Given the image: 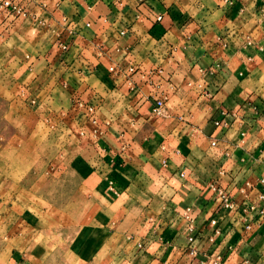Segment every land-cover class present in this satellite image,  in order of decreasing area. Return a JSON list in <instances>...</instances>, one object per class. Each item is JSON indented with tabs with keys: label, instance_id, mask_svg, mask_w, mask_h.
Segmentation results:
<instances>
[{
	"label": "crops",
	"instance_id": "obj_1",
	"mask_svg": "<svg viewBox=\"0 0 264 264\" xmlns=\"http://www.w3.org/2000/svg\"><path fill=\"white\" fill-rule=\"evenodd\" d=\"M10 1L26 17L0 10L1 109L35 131L67 118L91 138L92 105L101 134L67 157L77 222L41 195L17 206L0 176V221L9 202L19 211L9 264H264V219L242 212L264 177V0ZM71 229L75 254L64 252Z\"/></svg>",
	"mask_w": 264,
	"mask_h": 264
},
{
	"label": "rangeland",
	"instance_id": "obj_2",
	"mask_svg": "<svg viewBox=\"0 0 264 264\" xmlns=\"http://www.w3.org/2000/svg\"><path fill=\"white\" fill-rule=\"evenodd\" d=\"M13 116L12 113L7 112V108L1 109L0 106V176L7 174L10 182L14 184L12 195L19 196L20 199L17 201V206H22L20 202L28 199L29 195L32 198L41 195L50 205L58 207L57 220L63 217L64 223L77 222L74 216L77 209L71 208V201L74 198L71 196L78 185L73 177L66 173L71 169V163L67 157L78 150L81 141L91 140V138L80 137L79 131L71 126V121L67 118L56 121L59 124L65 122L60 124V127L57 123H52L53 125L49 127L35 131L34 128L29 129V126L14 123ZM36 184L39 187L35 186ZM67 187L68 190H65L64 188ZM37 189L36 193L41 194L35 193ZM64 200L69 202L70 208L64 207ZM88 200L86 197V209H88ZM6 207L7 209L1 212L0 225L4 224V220L10 228L4 235L0 227V264H9L12 258L11 253L14 252L13 247L19 241V239L16 243L11 241L15 239L12 236L14 228L18 229V220L15 218L19 211L9 209L10 202L6 204ZM19 229L23 230L21 227ZM78 237L79 233L77 234L73 229L64 234L65 253L69 250L75 254V250L79 248ZM58 243L55 242V244ZM68 261L69 264L77 261L76 255L68 257Z\"/></svg>",
	"mask_w": 264,
	"mask_h": 264
},
{
	"label": "built area",
	"instance_id": "obj_3",
	"mask_svg": "<svg viewBox=\"0 0 264 264\" xmlns=\"http://www.w3.org/2000/svg\"><path fill=\"white\" fill-rule=\"evenodd\" d=\"M0 10H5V11H9L11 14L16 15V17L19 18H25L26 17V12L24 11L23 8H21L18 4H15L14 2L10 1V0H0ZM161 17H158L157 20L160 21ZM123 34V32L121 33ZM62 46V50H66V45L65 44H61ZM138 70V68L136 67V65H131L127 72L129 74L135 73ZM109 71L111 73H115V74H119V73H123L125 74L124 71H122L118 66L115 67H110ZM130 88L131 90H133V85L130 83ZM153 107H152V116L156 117V118H160V117H166L167 116V108H166V101H167V97L164 94H161V96L155 97L153 98ZM86 111L87 113L90 115V118L88 119L89 124L91 126V132L89 133L91 140H96L98 138V136L101 134V129H100V124L97 121L96 117H95V110L94 107L92 105H89L88 107H86ZM79 136L80 137H86V129L85 127L83 128V126L79 127ZM212 145H215V143H212ZM258 185L262 188V191L259 192V194L257 195V202L255 203H250V204H244L243 205V216H244V221H247L246 216H248L249 214L255 213V215L261 217V219H264V177L260 178L258 180ZM246 186L251 187V185L249 183H246ZM209 189L211 190V192L213 193L215 200L217 201L218 205L221 206L224 209H229V210H233L236 206V202L229 196V194L227 193V191L221 187L217 182H212L209 185ZM189 212L190 209H186L183 217L184 219L187 221L188 226H187V232H188V237H187V241L188 244L191 245L194 243L195 239H196V235H195V231H194V227H193V221L190 219L189 216ZM210 223L212 225H215L216 221L215 220H211ZM246 229H250L251 225L248 224L245 227ZM190 254H194V251L191 250ZM221 257L217 256L214 258V260L212 261V264H221Z\"/></svg>",
	"mask_w": 264,
	"mask_h": 264
}]
</instances>
